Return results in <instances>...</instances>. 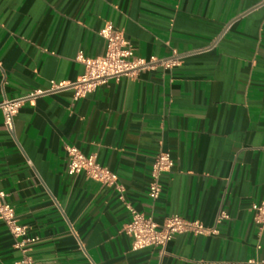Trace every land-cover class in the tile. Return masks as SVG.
<instances>
[{
    "label": "crops",
    "instance_id": "0c3cea01",
    "mask_svg": "<svg viewBox=\"0 0 264 264\" xmlns=\"http://www.w3.org/2000/svg\"><path fill=\"white\" fill-rule=\"evenodd\" d=\"M108 20L157 60L75 98L76 56L106 52ZM37 89L12 132L0 106V190L27 226L14 237L0 220V264H264L250 209L264 199V0H0V105ZM67 144L96 154L158 223L176 214L218 232L132 249L118 192L68 174ZM160 150L173 166L153 200Z\"/></svg>",
    "mask_w": 264,
    "mask_h": 264
},
{
    "label": "built area",
    "instance_id": "2783aa9c",
    "mask_svg": "<svg viewBox=\"0 0 264 264\" xmlns=\"http://www.w3.org/2000/svg\"><path fill=\"white\" fill-rule=\"evenodd\" d=\"M99 34L106 40V52L103 55L90 57L79 52L76 56L84 66V72L76 83H73L74 97H80L101 84L107 83L111 79H119L121 75H135V72L156 61L154 57L149 60L135 55L133 45L124 36L123 31L115 28L112 21L105 22L99 30ZM165 66H171L174 61L161 60ZM63 86L62 83L51 81V89ZM45 91L37 89L29 94L16 98H7L2 101L1 107L4 113V126L8 131L14 129V119L23 101ZM67 157V173L75 174L83 172L86 177L97 181L103 185L113 187L118 192V197L123 201L130 213V219L122 226V231L132 238V249H141L148 246H157L161 251L173 236L177 233L192 232L195 234H215L217 229L204 225L198 219H187L180 215L172 214L164 218L162 223H158L153 215L137 210L129 200L125 199L124 187L119 183L115 172L107 166L101 164L96 154H85L80 148L73 144L65 145ZM173 159L169 152L158 151L152 161L150 181L148 183V195L151 199H157L162 191V176L171 170ZM253 212V219L264 230V199L252 203L250 207ZM225 210H221L217 215V222L228 218ZM0 220L4 221L14 237H23L27 233V226L19 223L16 212L11 203L7 200V193L0 190ZM34 238L21 239L16 244L20 247L26 241ZM27 264H36L28 257L23 259Z\"/></svg>",
    "mask_w": 264,
    "mask_h": 264
}]
</instances>
